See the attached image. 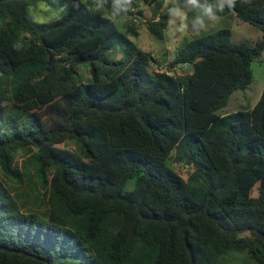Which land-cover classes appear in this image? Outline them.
Segmentation results:
<instances>
[{
    "label": "trees",
    "instance_id": "obj_1",
    "mask_svg": "<svg viewBox=\"0 0 264 264\" xmlns=\"http://www.w3.org/2000/svg\"><path fill=\"white\" fill-rule=\"evenodd\" d=\"M41 1L62 16L36 21ZM92 2H0V264H219L233 250L264 264V91L219 113L254 82L264 0L218 13L259 28L256 43L223 27L183 37L171 61L132 38L134 18L164 38L183 0H133L114 21Z\"/></svg>",
    "mask_w": 264,
    "mask_h": 264
},
{
    "label": "rangeland",
    "instance_id": "obj_2",
    "mask_svg": "<svg viewBox=\"0 0 264 264\" xmlns=\"http://www.w3.org/2000/svg\"><path fill=\"white\" fill-rule=\"evenodd\" d=\"M175 0H164L165 5L171 3ZM48 5V4H47ZM45 2L41 1L37 4L32 5L31 13L34 19L38 22H50L52 20L58 19L62 16L64 11V6H56L51 7L47 6ZM142 8L144 9V17L152 18L153 17V7L146 5L144 2L141 3ZM185 19L183 21V30L181 31V21L177 18L171 17L174 21L173 23H169L165 28L164 38H159L155 34L151 33L146 24H140L138 18L134 20L136 25L140 27V36L132 37L142 48L144 49H152V52L157 57H163L168 54L169 60H172V57L175 56L177 48L179 47V43L183 37H196L202 34H206L211 31H215L219 28L229 27L233 30V38L235 41H248L250 43H256L262 37V31L252 26L251 24L245 22L243 19L238 17L235 14L224 16L218 15L215 21H207L205 22L204 27H191L190 18L187 16V11L184 9ZM123 21H121L122 24ZM179 44V45H178ZM112 58H121L123 56V50L121 47L118 48V51L113 53ZM80 72L84 82L91 81L90 71L85 64L80 65ZM254 72L255 78L254 82L248 87L246 90L236 91L232 98H230L227 105L222 108L219 113L225 114L228 112L239 111L244 108H250L251 106H255L259 99L262 96L264 91V56L262 60H258L254 62ZM184 69L177 71H183ZM187 70V69H185ZM28 118L25 116H20L18 122L23 126L28 124ZM67 147H73V143H67ZM182 149H176L174 153L175 160L180 159V154ZM33 154L25 153L23 151H19L16 155L15 161L19 164L27 163V165H31L33 161ZM178 171L186 177L188 172L186 169H182L181 166H177ZM134 188V180H130L127 182L125 186V190L130 191ZM219 264H258L255 260L249 257L248 251H230L226 254L225 258Z\"/></svg>",
    "mask_w": 264,
    "mask_h": 264
},
{
    "label": "clouds",
    "instance_id": "obj_3",
    "mask_svg": "<svg viewBox=\"0 0 264 264\" xmlns=\"http://www.w3.org/2000/svg\"><path fill=\"white\" fill-rule=\"evenodd\" d=\"M133 0H93V7L97 11H102L105 6L110 5L111 13L107 17L109 20H115L117 17L121 16L122 13H126L132 5ZM187 4L188 11L195 13L192 20L193 26L204 27L205 22L215 21L217 19L218 13H223L225 9L233 10L237 4L236 0H211L210 3L201 4L200 0H183V6ZM180 3L176 6L169 8V16L177 18L181 21V31L183 30V21L185 19L184 7ZM92 10V8H90ZM159 17L156 18L158 20ZM140 22V20L138 19ZM146 21V19H144ZM174 21L170 19L169 23ZM166 64L161 68L163 71L167 70ZM187 69V65L180 66L176 70ZM169 74L174 73L172 70L168 71Z\"/></svg>",
    "mask_w": 264,
    "mask_h": 264
},
{
    "label": "water",
    "instance_id": "obj_4",
    "mask_svg": "<svg viewBox=\"0 0 264 264\" xmlns=\"http://www.w3.org/2000/svg\"><path fill=\"white\" fill-rule=\"evenodd\" d=\"M1 1H4V0H0V2ZM0 249H5L3 246H1L0 245ZM12 252H18V253H20V254H22V255H26V256H32V255H30V254H28V253H25L24 251H18V250H15V249H12L11 250ZM46 261V260H45ZM47 262V261H46Z\"/></svg>",
    "mask_w": 264,
    "mask_h": 264
},
{
    "label": "built area",
    "instance_id": "obj_5",
    "mask_svg": "<svg viewBox=\"0 0 264 264\" xmlns=\"http://www.w3.org/2000/svg\"><path fill=\"white\" fill-rule=\"evenodd\" d=\"M134 20H136V18H134Z\"/></svg>",
    "mask_w": 264,
    "mask_h": 264
}]
</instances>
